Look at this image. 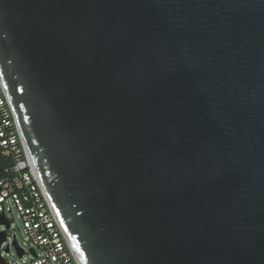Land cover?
<instances>
[{
    "label": "water",
    "instance_id": "1",
    "mask_svg": "<svg viewBox=\"0 0 264 264\" xmlns=\"http://www.w3.org/2000/svg\"><path fill=\"white\" fill-rule=\"evenodd\" d=\"M0 77L79 264H264V0H0Z\"/></svg>",
    "mask_w": 264,
    "mask_h": 264
},
{
    "label": "built area",
    "instance_id": "2",
    "mask_svg": "<svg viewBox=\"0 0 264 264\" xmlns=\"http://www.w3.org/2000/svg\"><path fill=\"white\" fill-rule=\"evenodd\" d=\"M0 146L12 158V166L0 175V213L9 220L6 239L0 244V252H10L9 232L13 221L8 211H17L25 229L28 247L23 251L19 264H79L76 250L66 233L48 195L41 177L35 170L24 141L20 125L0 77ZM18 251V250H17ZM30 256V263L26 254ZM8 259V258H7ZM9 260V259H8ZM10 264L12 261L9 260Z\"/></svg>",
    "mask_w": 264,
    "mask_h": 264
},
{
    "label": "rangeland",
    "instance_id": "3",
    "mask_svg": "<svg viewBox=\"0 0 264 264\" xmlns=\"http://www.w3.org/2000/svg\"><path fill=\"white\" fill-rule=\"evenodd\" d=\"M7 216L13 221L14 224L12 230L9 232V241L11 242L10 252L3 251V256L11 260L12 264H19L20 255L18 254L17 248L15 245H13L12 241L15 235L16 238L19 240L20 244L27 248L28 243L25 239V229L23 227L21 218L18 217L17 211H15L14 209L12 211H8ZM3 227L4 226L0 223V230L3 229ZM26 259L30 263L31 259L28 253L26 254Z\"/></svg>",
    "mask_w": 264,
    "mask_h": 264
},
{
    "label": "trees",
    "instance_id": "4",
    "mask_svg": "<svg viewBox=\"0 0 264 264\" xmlns=\"http://www.w3.org/2000/svg\"><path fill=\"white\" fill-rule=\"evenodd\" d=\"M12 158L5 154L3 148L0 146V175L4 174L5 169L12 166Z\"/></svg>",
    "mask_w": 264,
    "mask_h": 264
}]
</instances>
